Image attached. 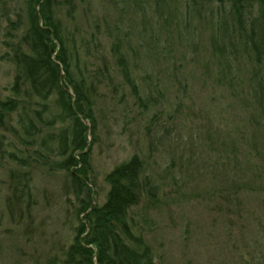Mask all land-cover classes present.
Listing matches in <instances>:
<instances>
[{"label": "trees", "instance_id": "1", "mask_svg": "<svg viewBox=\"0 0 264 264\" xmlns=\"http://www.w3.org/2000/svg\"><path fill=\"white\" fill-rule=\"evenodd\" d=\"M19 1L20 7L11 10L0 0V23L6 25L1 57L14 68L8 94L0 96V160L7 154L17 166L8 173L5 208L10 215L20 213L31 173L38 168L47 174L64 173V195H75L79 205L69 243L47 264H161L146 237L152 227L148 212L169 200H184L185 178L188 183L207 181L201 193L190 191L189 200L218 199L230 205L244 193L264 198V0H122L120 12L117 0H107L118 13L117 22L102 14L91 19L93 25L85 32L78 22L84 15L83 0ZM124 14L127 24L120 19ZM100 38L107 40L108 50H102ZM104 50L118 68L120 84L131 92L135 116L140 122L145 119L148 150L130 155L105 174L108 188L103 202L96 203L90 187V146L98 120L95 99L98 85L118 92ZM142 53L146 63L148 54L158 64L169 61L163 83L157 76L144 80L145 86L135 83L133 72L140 67ZM185 56L211 91H229L236 109L241 107L246 115L239 117L245 126L232 123V118L230 137L220 131L213 137L210 130L203 133L206 143L197 148L199 155L211 151L216 156L210 165L209 160H194V151L184 159L167 149L169 161L159 175L160 185L147 170L153 151L148 146L155 140L163 143V136L184 122L183 114L174 122L181 112L180 99L165 119L159 118L158 109L160 96L168 94L164 80L183 90L193 80V73L187 72L182 84L176 81ZM150 111L154 114L147 119ZM156 131L163 133L151 135ZM6 133L14 145L6 142ZM168 175L169 186L177 187L162 192Z\"/></svg>", "mask_w": 264, "mask_h": 264}, {"label": "rangeland", "instance_id": "2", "mask_svg": "<svg viewBox=\"0 0 264 264\" xmlns=\"http://www.w3.org/2000/svg\"><path fill=\"white\" fill-rule=\"evenodd\" d=\"M83 2L84 15L78 22L83 26L84 32L93 25L91 19L96 20V17L102 14L110 17L111 23L117 22V12L121 11L120 6L123 5L122 0H117L116 12L107 0H95L92 4L87 0ZM5 3L7 9L9 7L13 10L15 7H20L19 0H5ZM11 12L9 11V14L14 18ZM120 19L127 24L128 15L124 14ZM5 30L6 25L3 21L0 23V96L8 94L7 88L12 82L14 73L12 64L1 57L6 51L3 47ZM100 39L102 50H108L107 40L104 42L103 38ZM161 39L166 40L164 37ZM166 51L168 59L169 48ZM103 52L108 59V65L111 66L110 73L115 75L113 84L118 87V92L112 94L106 87L98 85L95 99L94 112L98 120L94 141L90 146L93 172L90 178L94 179L90 187L93 194L92 201L96 203L103 202L108 188L104 180L105 174L130 155L145 154L148 150L145 148L147 145L143 127L146 124L145 119L140 122L135 116L138 110L133 106L131 92L126 86L120 84L118 68L109 53L107 54L105 50ZM144 56L145 53H142L140 67L133 72L135 83L145 86L144 80L149 82L150 79L157 80V77H160L159 80L163 83V79L169 74L164 70L170 67L169 61L168 64L163 61L158 64L151 60L152 55L148 54L149 62L146 63L143 60ZM185 59L186 56L182 59L184 68L177 70L176 81L182 84L181 79L187 75V72L193 73V80L185 86V90L180 88L179 84L176 88V84L173 85L170 80H164L168 87V94L160 96L162 103H159L158 109L161 112L158 114L159 118L165 119L167 114L173 113L180 99L181 112L174 122L182 114L185 117L184 122L182 125L178 123L176 127L171 124L173 131L163 136V143H156L155 140L154 146H148L153 151L147 158V170L160 185L162 181L159 175L169 161V158H166L167 149L176 150V154H182L184 159H186L185 154L189 152L188 154L193 156L194 151V160L199 159V162L209 160L210 165L216 156L211 151L210 155H205V151L203 156L199 155L201 148H197L198 144L206 143L203 133L210 130L213 137L217 131H220L225 134V138L230 137L229 128L232 118L235 119L232 123H242L245 126V122L239 120V117L246 118V115L240 109L241 107L240 110L236 109L237 106L229 95V91L222 89L211 91L210 83L204 79L200 80V70L197 66L186 64ZM150 62H153L152 67ZM131 63L133 65L132 61ZM132 65L130 64V69ZM153 114L154 111H150L147 119H151ZM160 133L163 132L156 131L151 135L156 137ZM5 137L6 142L11 144L10 134L6 133ZM177 137H180V140L177 141ZM15 167L17 166L10 161L7 154L0 160V264H47L50 259H58L63 246L69 243L67 237L77 223L74 213L79 205L75 195H64L66 192H64L65 184H63L64 173L56 171L47 174L44 169L38 168L33 172L34 174L31 173L29 195L25 198V204L18 208L20 213L10 215L5 208V201L9 193L8 173L11 169L15 171ZM182 182V190L186 192L184 200H179L180 202L169 200L168 204L148 212L152 227L146 237L153 245L156 254L160 256V263L264 264V198L244 193L239 196L238 201L230 205L218 199L211 203L207 200H189L190 191L194 188L201 193L207 186V181L197 182L198 184L194 181L188 183V179L185 178ZM164 183L162 192H168V189L177 187L169 186L171 184L169 175Z\"/></svg>", "mask_w": 264, "mask_h": 264}]
</instances>
